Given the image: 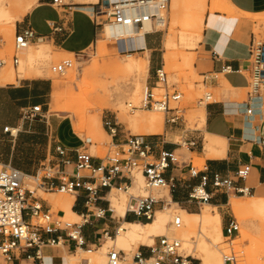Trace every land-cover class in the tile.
Here are the masks:
<instances>
[{
	"label": "crops",
	"instance_id": "1",
	"mask_svg": "<svg viewBox=\"0 0 264 264\" xmlns=\"http://www.w3.org/2000/svg\"><path fill=\"white\" fill-rule=\"evenodd\" d=\"M11 1L15 2L13 33L28 25L36 34L47 36L52 23L60 22L64 28L69 30L65 37L55 34L50 39L37 43H47L67 54H76L85 50L95 37L92 14L95 10L94 4L98 0H78L79 3L69 4L66 10L63 9L67 12L66 14L50 5V0ZM220 6L222 9L228 8L227 11H229L211 10L210 6V11L206 12L204 17L202 15L201 28L197 35H193V31H190L182 41L180 32L178 34L179 43L186 49L192 50L197 45L194 49L193 63H191V56H188L191 67L194 73L203 77V85L214 91L212 100L205 102L204 106L197 109L203 117L199 122H201L200 129H203L204 134L185 133L184 141L197 139V146L193 148L182 147L179 142L166 140L162 136L154 137L150 142L158 146L154 147V156L160 150H166L172 151L176 158L164 173V179L167 182L165 196L169 199V203L174 204L186 216H198L204 205L215 207L220 214L222 234V226L226 221L222 207L225 202L228 204L229 200L234 197L229 198V193L226 195L224 191L213 192L210 184L205 186V191L210 196L205 203L197 205L189 199L188 194L199 184L201 175L206 174L210 178L213 174H218L223 178L232 179L236 187L248 188L250 197H264V146L260 144V139L264 137V109H261V105H256L252 98L248 99L247 95L242 96L243 90L248 88V50L249 43L255 39L254 20L258 16L264 17V0H224ZM116 41L123 44L124 51H128L126 54L133 55L129 52L132 50L141 51L142 58L146 60V73L149 67L147 86L151 87L154 81V71L159 67L157 58L153 56V52L157 50L156 38L151 34L145 35L142 37L141 46L136 45V40L132 35L116 39ZM162 43L165 51L161 58L162 63L165 64L166 55L169 51L173 52L172 44L175 46V42L173 38L168 44V38L165 36ZM149 52L150 58H148ZM133 87L134 85L130 87L129 94ZM51 88L49 79L39 76H15L12 81L0 82V165L8 164L25 174H33L40 162L53 155L55 145L61 144L70 150L82 145L77 136L78 141L68 136L64 139L59 138L60 127L58 125L62 119L58 120L54 117L55 115H48V111L45 110L46 99L51 93ZM263 104L264 100H262V106ZM35 105L41 107L39 116L31 121L23 119V111ZM249 109L250 113H246ZM4 128H7V131ZM12 130L13 132L10 133ZM152 133L154 132H145V134ZM123 138L120 137L118 130L117 137L111 138V142L120 141ZM86 140L90 141V145L96 142L93 137ZM83 148L87 151V147ZM186 156H188V161H186ZM93 157V162H98L97 156L93 155ZM192 158L202 162L201 167L196 168L195 176L189 173V168H194ZM244 165L249 166L246 177L236 178L235 172ZM140 180L142 181L141 175L137 173L136 182ZM111 192L108 193L104 189L98 191L99 199L95 202L94 208L106 210L105 200L108 199L113 211L111 214L105 213L101 218H94L90 211L85 209L83 189L70 195L72 196L70 211L79 221L86 216V222L80 229L85 247H75L64 237V232L55 231L44 235V238L59 237L60 242L55 245H41L38 259L33 256V249L15 250L12 262L69 264V257L75 258L77 251L95 254L106 244V240L114 241L121 224L148 223L140 218L128 216L124 212L120 215L112 207L109 199ZM42 193L44 195L53 194L44 191ZM53 200H55L54 197H37L42 208L50 213L51 219L64 217L65 212L59 208L60 205L54 207ZM160 210L162 209L158 206L157 211ZM186 216L185 219L188 218ZM153 236L151 234L148 240H152ZM156 243L157 240L152 245ZM140 245L137 248L140 252H146L144 246H150ZM88 248L94 250L87 251ZM0 263H2V258H0ZM80 263L86 264V260L81 259Z\"/></svg>",
	"mask_w": 264,
	"mask_h": 264
},
{
	"label": "built area",
	"instance_id": "2",
	"mask_svg": "<svg viewBox=\"0 0 264 264\" xmlns=\"http://www.w3.org/2000/svg\"><path fill=\"white\" fill-rule=\"evenodd\" d=\"M110 2L109 0H99L98 7L93 12L92 22L95 29L93 43L97 42L98 37L102 36L105 25L122 24L142 28L143 23L147 22L153 29L145 32V35L159 31L155 29L157 25L163 23L164 12L167 10L170 0H131ZM151 4L157 11L154 14H137L126 16L122 10L126 7L141 8ZM50 5L60 9L66 14L68 5L61 0H50ZM62 9V10H61ZM65 9V10H63ZM62 20V19H61ZM69 30L64 28L60 22H53L50 33L47 36L36 34L30 26L19 28L13 36V56L11 63L17 66L18 57L21 51L25 50L33 43L44 39H50L55 34L65 37ZM86 48V49H87ZM85 49V50H86ZM84 51V50H83ZM81 51V52H83ZM248 72L249 81L247 93L248 99L264 89V42L251 40L249 43ZM80 52V53H81ZM123 53V52H121ZM4 60H0V67L5 65ZM71 66L68 59L60 63L51 65L50 71L55 74H63ZM153 86L162 88L163 92L155 96L152 87L144 91L143 100L140 105L127 104L130 112L136 109H151L165 114V123L176 124L182 118L181 111L175 107H170L171 102L180 99V93L167 90L166 75L159 66L154 71ZM203 100L210 102L211 94H205ZM250 109L246 113H250ZM41 112L40 105L27 108L22 113V118L28 121L35 119ZM103 128L107 129L111 138L118 135L117 122L110 118H103ZM7 131V128H4ZM12 133V131H10ZM88 145L90 141H85ZM197 139H188L184 145L189 148L197 146ZM260 144L264 146V137L260 139ZM83 147L70 150L61 144L54 146V153L49 159H44L39 163L38 168L33 174H25L18 169L6 164L1 165L0 169V253L2 263H13V251H26L33 249V256L39 258L41 245H55L60 242L59 237L44 238V235L55 231L64 232V237L71 241L75 247H85V243L80 233L82 225L86 222V216L79 222L64 221L63 217L56 219L50 218V213L44 210L37 201L35 194L37 189L44 192H62L75 194L79 189L85 191L84 207L90 211L94 218H101L103 215L111 214L110 202H106V210L94 208L98 198L99 189H104L108 193L116 190L126 195L124 214L134 218H140L144 222L153 218L158 206L162 209L169 205V201L164 197L153 194V190L166 186L164 173L170 164L175 161L172 151L160 150L156 156L153 155L154 147L157 144L151 143L143 136L131 135L124 137L120 141L111 142V148L103 157H97L98 162H93V155L89 154ZM73 155V156H72ZM249 171V166L244 165L235 172V177L244 179ZM139 173L142 178L141 193L133 194L135 186L133 173ZM192 176L197 174V170L189 168ZM31 185V188L28 187ZM210 184L213 192L224 191L247 195L250 193L246 187H236L230 178H223L218 174H213L210 178L203 174L200 176L199 184L188 194L189 199L199 203H205L210 196L205 191V186ZM94 209V210H93ZM172 225L175 228L180 226V219L174 218ZM238 234V225L234 219H228L222 226V235L226 243L221 248V257L224 264H238V255L233 248L232 241ZM156 245L144 246L146 252H136L129 260L126 259L122 250L110 246L104 253V264H191L190 257L183 255L180 251V242L177 239L167 236H156ZM88 248L87 251H93ZM89 261L86 260V264Z\"/></svg>",
	"mask_w": 264,
	"mask_h": 264
},
{
	"label": "rangeland",
	"instance_id": "3",
	"mask_svg": "<svg viewBox=\"0 0 264 264\" xmlns=\"http://www.w3.org/2000/svg\"><path fill=\"white\" fill-rule=\"evenodd\" d=\"M62 3L74 4L79 3L78 0H61ZM224 0H204V12L210 11V6L215 4L216 11L225 10L221 8V4ZM14 1L0 0V60H4L6 63L0 69V73L14 71L15 76H39L48 78L51 82V93L46 99L45 110L48 111V115H55L60 127V139H64L65 136L73 137L79 143L84 144L87 147V152L97 157H103L108 153L111 148V138L107 129L103 128V118H110L117 122V129L121 138L131 135L143 136L148 141L154 137H164L166 140H174L179 142L182 147H186L184 143L185 133H201L204 134L201 128V122L199 118L194 116V112L200 107L204 106L203 100L205 94H211L214 97V91L203 85V77L194 73L191 63L194 61V49L188 50L185 46H182L178 41V34L183 29L184 19L188 17L184 6H177L173 8L171 6V0L167 10L164 12L165 25L159 28V31L153 33L156 38L157 50L153 52V56L157 58L158 65L162 66V69L166 75L167 90L172 92L173 90L180 93V99L177 102H171L170 107H175L181 111L182 118L174 125L165 123V114L159 111L151 109H136L133 112L128 110L127 104L138 106L144 92V86L147 84L149 77V67L146 73V68L139 69H126V63L131 60L125 57L126 52L123 49V44L116 40H100L93 43L89 48L81 53L67 54L55 49V47L47 43H36L27 47L21 51L18 57L17 66H13L11 63V57L13 56V25L15 23V13L13 12ZM99 0L94 4V8L98 7ZM196 8V7H195ZM185 9V10H184ZM198 9L192 8L189 11L191 14H197ZM226 11V10H225ZM176 12V22L173 21V13ZM182 21V22H181ZM183 23V24H181ZM253 35L256 41H264V17L258 16L254 20ZM182 28V29H181ZM167 36L168 44L174 38L175 46L172 44L173 52L169 51L166 55L165 64L162 63V54L165 49L163 46V40ZM31 53L35 58L31 65H23L22 69L18 68L19 63L24 59L26 53ZM123 52V53H121ZM133 53L135 58H142V53L139 50L129 51ZM191 56V63L188 56ZM151 54L149 52L148 58ZM68 59L71 61V66L63 74H55L50 71L51 65L60 63L62 60ZM18 68V69H17ZM153 76V75H150ZM134 81L139 86L138 92L135 96L129 94V89L134 85ZM149 87V86H148ZM153 87V84L151 85ZM152 92L155 96L162 94V88L154 89ZM249 88H246L242 92V96L247 95ZM258 95H262L264 100V89L259 91ZM254 96V95H253ZM200 104V105H199ZM264 105V104H263ZM264 109V106H263ZM153 114H160L162 116V126L158 131L152 134H145L143 120H148ZM140 116V121H134L137 116ZM71 124V126H70ZM73 131H72V129ZM74 132V133H73ZM77 136V137H76ZM89 137H93L96 141L95 144H87ZM78 141V140H77ZM193 159L194 169L200 168L202 162ZM188 161V156H186ZM1 169V165H0ZM137 173H133L135 186L133 190L138 194L142 186V181L136 182ZM29 186V184H28ZM31 186V185H30ZM132 190V191H133ZM109 199L111 202H118L124 207V201L126 195L120 191L111 190ZM53 194L42 193V190L37 189L35 194L38 197H54V207H59L58 202L63 196L69 197L67 193L52 192ZM157 191H153L154 195ZM123 194V195H122ZM159 195H166V191H161ZM251 194L242 195L229 192V198L234 197L243 205H247L251 200ZM59 200V201H57ZM60 208V207H59ZM167 215L164 217L162 226L158 227L153 233L152 240H147L144 243L134 241L130 243L129 247L123 248L121 244L116 241L106 240V244L102 247L101 253H82L77 251L74 255L75 258L69 257V264H81V259H91V264H104V253L106 249L113 246L115 249H123L127 260L136 252L137 248L144 245H152L156 242L155 236H167L169 238H178L180 240V251L183 255L188 254L190 262L192 264H199V261L195 259L192 251L195 244H199L202 240V236L206 235L207 231L204 228L202 222L199 221L198 216L190 218H182L179 216L178 209L173 205L165 206ZM222 211L225 215V220L234 219L238 225V231L243 230L249 235L255 238L259 234V230L264 232V221H258L251 218L248 222L244 220H238L230 211L227 202L222 207ZM158 211L155 214L157 216ZM179 216L181 223L178 228L172 225V218ZM132 218V217H129ZM64 221L78 222L79 219L73 220L68 216L63 217ZM182 224V225H181ZM264 235V233H263ZM260 236V235H259ZM113 237V236H112ZM239 233L232 241L233 248L238 254L240 248L248 249L249 241L247 239L240 240ZM225 239L223 238L219 248L225 246ZM240 243V244H239ZM240 246V247H239ZM242 246V247H241ZM99 250V252H100ZM237 250V251H236ZM128 251V252H127ZM241 253V252H240ZM129 254V255H128ZM193 256V257H192ZM1 258V253H0ZM89 258V259H88ZM79 262V263H78ZM240 262V263H239ZM89 264V263H88ZM238 264H247L240 259L238 255Z\"/></svg>",
	"mask_w": 264,
	"mask_h": 264
},
{
	"label": "bare ground",
	"instance_id": "4",
	"mask_svg": "<svg viewBox=\"0 0 264 264\" xmlns=\"http://www.w3.org/2000/svg\"><path fill=\"white\" fill-rule=\"evenodd\" d=\"M109 1L110 2L130 1L129 3L132 2L131 0H109ZM179 5L184 6V8L186 9L187 15H188V17H186L187 19H184V21H185L184 26H182L183 29L181 28L182 30L180 31V34H179L180 37L182 38V41H183L188 36L190 31H193V33H192L193 35H197L198 32L200 31L202 13L204 12V0H171V6L173 8H175ZM193 7H194V9H198L197 14H195V15H193L189 12L192 10ZM215 8H217V6L215 4H213L211 6V10H215ZM227 9L228 8H225L226 12L229 11V10L227 11ZM156 12L157 11L155 10V8L151 4H148L147 6L141 7V8L126 7L122 10V14L126 15V16H135V15L141 14V13L154 14ZM172 16H173V21L176 22L175 19H176V17H178L177 13L174 12ZM181 24H183V23H181ZM164 25H165V19H164L163 23L160 25H157V27L155 29H159L160 27H163ZM149 29L151 30L153 28L152 27L150 28V24L147 22L143 23V26L140 29L138 27H134V26H130V25H122V24L105 25L104 31H102L103 36L101 39L116 40V39H120L122 37H127L129 35H132L136 40V45L141 46L142 45V37H143L145 32H148ZM27 51L28 50H26V53H27ZM125 57L127 59L131 60V62L126 63L127 65H125V68L127 70L128 69H139L141 67L146 68V60L145 59L135 58L131 54H126ZM34 59L35 58L33 57V55L31 53H27L25 55L24 59H22V61L19 63L18 68L22 69L23 65H25V66L31 65L33 63ZM14 78H15L14 71L0 73V82L12 81V80H14ZM134 82H135L134 87L130 91V95H132V96H135L138 92V89H139V86L136 83V81H134ZM144 88L146 89L147 86H144ZM145 89H144V91H145ZM154 89H158V88L153 86L152 90H154ZM143 96H144V92L142 95V99L140 100V103L143 100ZM252 99L256 103V105H261V109H263V106H262L263 97H262V95L256 94V95L252 96ZM194 113H195L194 116L199 118V120L202 121L203 117H202L200 110H196ZM136 120L140 121L139 115L137 116V118L134 119V121H136ZM143 122L145 123L144 131L146 133L155 132V131H158L162 126V116L160 114H153L149 117L148 120H143ZM12 132H13V130H12ZM164 190L166 191V194H167L166 186L158 187V188L154 189L153 191H157L156 196L164 197L166 200L169 201V199H167L165 195H159V193L161 191H164ZM140 193H141V189H140ZM133 194H137V193L134 191ZM69 195H73V194H69ZM126 200L127 199H125V204H126ZM57 201H59V200H57ZM71 201H72V196H69V197L63 196L62 199L58 202V204L60 205V208L65 212V216H68L70 219L75 220V219H77L76 216L69 209ZM111 204H112V207L115 208L116 211L120 215H122L123 212L125 211V205H124V209H123L122 205L118 202H111ZM170 205L175 206L172 203H170ZM228 206H229L231 213L238 220H244V221L248 222L251 218H253V219H256L260 222L264 221V197H259V198L251 197V200L249 201V203L247 205L240 204L236 200V198H231L228 202ZM177 209L179 212V216L185 219L186 214L183 211H181L179 208H177ZM112 212L113 211L111 210V213ZM165 215H167V211H166L165 207H163L162 210L158 211V214L156 217L154 214L153 218L151 220H149L151 222L147 221L148 223H144V224H138V223H123V224H121V226L117 229L116 237H115L114 241L121 244V246L123 248L129 247L131 242H133V244H134V241L144 243L145 241H147L149 239L150 235L154 233L155 229L158 226L163 224V222H164L163 220H164ZM179 216H175L174 218L178 217L180 219ZM186 217H188V218L195 217V215H188ZM174 218H172V220H174ZM198 218H199V221L202 222V224L204 225V228L207 231L206 232L207 234L202 236L201 242L198 245L195 244L192 251H190V252H193V255L199 261V264H224L223 259L221 257V250H220L221 248H219V245L223 239V236L221 234L220 214L218 213V211L215 207H212L210 205H204L201 213L198 215ZM180 223H181V220H180ZM238 233L240 235V240L247 239L249 241V248L248 249L244 250L243 248L242 249L240 248V250H243V251H240L241 253L239 252L237 254V255H240V259L243 262H246L247 264H264V235H263L264 232L259 230V232L255 233V234H259L260 236L259 235L257 237L255 236V238L243 230H239ZM176 239H177V241L180 242V240L178 238H176ZM124 252H126V251H124ZM99 253H101V250H100V252H98V254ZM186 255H188V254H186ZM89 264H91V259H89Z\"/></svg>",
	"mask_w": 264,
	"mask_h": 264
}]
</instances>
